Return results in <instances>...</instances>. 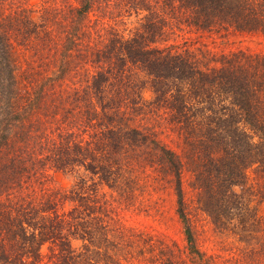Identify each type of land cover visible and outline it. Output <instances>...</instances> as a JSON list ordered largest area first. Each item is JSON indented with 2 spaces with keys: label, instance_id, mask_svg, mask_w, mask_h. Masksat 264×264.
<instances>
[{
  "label": "trees",
  "instance_id": "obj_1",
  "mask_svg": "<svg viewBox=\"0 0 264 264\" xmlns=\"http://www.w3.org/2000/svg\"><path fill=\"white\" fill-rule=\"evenodd\" d=\"M9 1L0 10V264H120L136 243L154 252L151 238L116 219L145 162L172 178L191 252L185 170L213 225L250 246L248 200L264 197V54L205 56L167 42L184 26L264 32V0H121L117 13L136 17L127 35L77 25L95 0L66 7L69 18L65 0ZM145 85L150 102L140 99ZM166 131L175 148L159 139ZM49 170L74 180L53 192Z\"/></svg>",
  "mask_w": 264,
  "mask_h": 264
},
{
  "label": "rangeland",
  "instance_id": "obj_2",
  "mask_svg": "<svg viewBox=\"0 0 264 264\" xmlns=\"http://www.w3.org/2000/svg\"><path fill=\"white\" fill-rule=\"evenodd\" d=\"M65 1H67L64 4L65 9L66 7L78 8L79 0ZM32 2L35 1L32 0ZM119 2L121 0H95L89 5L88 13L77 20V25L84 29L87 24L92 25L95 22L97 28L102 26L108 29L109 25L114 24L116 29L127 35L129 29L134 26L136 17L131 16V13L118 14L119 9H127ZM12 7L9 0L0 2V10L3 13H7ZM63 15L68 18L71 16L67 9ZM72 15L75 16V14ZM173 43H182V46L186 45L197 52L205 51V56H209L208 52L230 54L242 51L246 54H264L263 31H235L231 27L214 26L201 32L195 27L184 26L177 29V36L171 37L167 42V44ZM140 95L143 102H150L154 98L153 90L149 85L140 89ZM152 123L147 122L144 127L153 126ZM51 127L47 124L46 134L51 131ZM166 133L169 134H163L159 139L175 148L176 132L166 131ZM134 172L135 190L131 196L125 199L120 198L122 201L120 204L117 202L116 219L125 230L143 233L144 237L151 238L155 248L154 252L149 253L146 247L139 246L142 243H136L131 248H128L126 244L121 249L120 259L118 258L120 264H164V257L160 254L162 250H166L171 255V260L177 264H206V260H210L212 264H264V197L252 195L248 200L249 208L252 207L254 211H257L254 216H246L249 227L245 232L246 239L251 242L249 246V243H245L242 237L232 230H222L213 225L208 215L198 207L194 191L190 186L191 175L185 170L182 173L184 202L182 208L193 236L194 247L199 252L197 255L191 252L187 245L185 226L178 215L172 178L161 174L148 162ZM49 174L51 177L46 180V187L53 192L67 189L74 180L72 176L62 172L52 173V170H49ZM248 176L247 183H251L253 174L250 170H248ZM100 193L108 201L113 198L120 201L115 196L116 193L107 186L100 187ZM72 245L78 247L79 242L73 240ZM251 248L252 251L256 249L254 254L251 253ZM42 251L45 252L44 247Z\"/></svg>",
  "mask_w": 264,
  "mask_h": 264
}]
</instances>
